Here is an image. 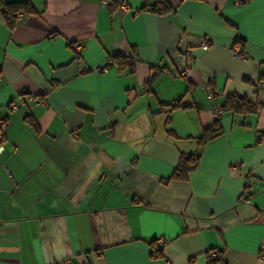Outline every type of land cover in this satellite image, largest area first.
I'll return each mask as SVG.
<instances>
[{"label":"crops","instance_id":"0c3cea01","mask_svg":"<svg viewBox=\"0 0 264 264\" xmlns=\"http://www.w3.org/2000/svg\"><path fill=\"white\" fill-rule=\"evenodd\" d=\"M26 1L0 14V264H264V0ZM229 96L255 111L199 148Z\"/></svg>","mask_w":264,"mask_h":264},{"label":"trees","instance_id":"16d2710c","mask_svg":"<svg viewBox=\"0 0 264 264\" xmlns=\"http://www.w3.org/2000/svg\"><path fill=\"white\" fill-rule=\"evenodd\" d=\"M116 9V5L114 3H110L108 5L109 12H113ZM1 17L3 21L5 22V26L7 29L12 30L15 26V23L17 21V15H22V17H29L36 14V12L33 10L31 5L28 1L23 0L21 2L16 3H9L4 4L2 6V9L0 10ZM170 11V7L164 0H156L153 5H151V12L154 14L162 15L166 14ZM112 61L115 65L118 66V68L122 71L126 68H129L130 66L124 61L121 57H113ZM154 83V78H151L148 82L149 88L151 87V84ZM151 92L150 90H148ZM148 92V93H149ZM185 108L179 105H177L173 108ZM222 110L227 113H238V114H246V113H252L254 112V106L250 102H248L245 98L241 97H235V96H229L225 99V101L222 104ZM170 134V132H169ZM221 134V126L219 121H215L208 129L204 130L201 134V136L196 139L197 145L200 147L205 146L207 143L213 141ZM197 161L198 156L193 158L192 156H182L180 160L178 161L177 165L175 166L172 175L169 177L170 180H176V181H184L187 177V174L197 167ZM151 246L153 248V257L154 258H163V252L162 249H159L157 246L154 245V243H151ZM220 254L216 252V257L213 259V261L208 262L207 264H220Z\"/></svg>","mask_w":264,"mask_h":264},{"label":"built area","instance_id":"2783aa9c","mask_svg":"<svg viewBox=\"0 0 264 264\" xmlns=\"http://www.w3.org/2000/svg\"><path fill=\"white\" fill-rule=\"evenodd\" d=\"M21 17H22V15H20V14L17 15V20L21 19ZM208 46H209V42L207 40L204 39V40L201 41V45H200L201 51H206L208 49ZM73 50H74V52L76 54H79L80 51L82 50V47L79 46V45L78 46H74ZM232 52H233L234 57H236V58H239V59H244L245 58L243 52H240L239 47L235 46L233 48ZM110 63H111V61L109 60L107 63H105V65H101V66L95 67L92 70V72H94V73H104V72L107 71L108 66H109ZM90 71L91 70H88L87 68H85L83 70H80V73L90 72ZM210 99H211V101H213V98H212L211 95H210ZM33 102H34L35 105H38L40 103L38 99H35ZM173 106H176V103H173ZM9 109L12 110V111L15 110L16 109L15 104H10L9 105ZM211 111H212L213 118L216 121L220 120L223 117L224 111L222 110V108L220 106L213 105ZM7 124H8L7 120L5 118H3V117H0V154L3 151L2 143L5 140L4 133H5V130L7 128ZM215 257H216V253L215 252H208L206 254L207 263L213 261V259ZM62 264H70V263L68 261H63Z\"/></svg>","mask_w":264,"mask_h":264}]
</instances>
